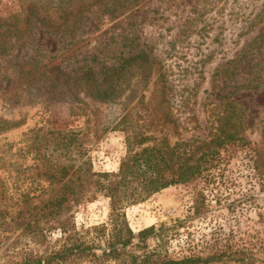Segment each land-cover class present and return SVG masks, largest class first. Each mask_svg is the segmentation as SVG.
<instances>
[{"label":"rangeland","instance_id":"374dc122","mask_svg":"<svg viewBox=\"0 0 264 264\" xmlns=\"http://www.w3.org/2000/svg\"><path fill=\"white\" fill-rule=\"evenodd\" d=\"M136 3L120 15L91 8L63 20L43 9L30 15L27 1L0 0V126L12 122L0 128V240L21 230L15 224L26 221L27 209L59 194L62 166L69 168L60 180L82 161L94 172L116 171L125 126L151 134L148 145L166 135L170 146L194 147L227 120L234 138L199 174L123 212L133 232L170 226L162 240L147 239L161 256L214 253L218 260L198 264H264V164L257 158L264 149V0ZM138 52L145 61L122 65ZM92 80L107 89L102 99L84 90ZM192 146L190 162L201 151ZM19 210L26 217L17 218ZM66 212L76 230L103 223L108 199L96 193ZM58 235L52 230L47 243ZM2 241L0 264L12 248Z\"/></svg>","mask_w":264,"mask_h":264},{"label":"trees","instance_id":"16d2710c","mask_svg":"<svg viewBox=\"0 0 264 264\" xmlns=\"http://www.w3.org/2000/svg\"><path fill=\"white\" fill-rule=\"evenodd\" d=\"M23 1L29 4L30 15H36L39 9H43L47 12L44 16L54 13L63 20H68L67 16L78 17L91 8H97L100 12L110 15H120L131 7L132 1L133 5L137 4L136 0ZM261 33L264 34V28ZM138 59L145 61L143 52L126 54L122 58V65L129 66ZM108 69L102 68L99 72L106 73ZM85 74L87 79L93 78L89 76L93 74L91 68L88 67ZM97 85L96 81L86 82L84 90L90 96L102 99L106 96L107 89L100 90L96 88ZM235 104L222 103L227 107L236 106ZM218 105H221V102ZM125 118L126 113L120 116V121H125ZM1 123L0 128L6 129L12 122L3 120ZM229 128L228 121L224 120L222 125L209 134L207 141L202 140L193 147V141H180L170 146L166 143V135L158 145H148L146 143L153 139L151 134L133 126H125V154L120 159L117 170L94 172L86 161H82L64 180H60L69 168L62 166V175L55 180L60 182L59 194L44 200L33 212L27 209L26 221L15 224V227L20 226L21 230L11 239H8V236L1 238L5 242L0 240V244L2 241L12 246L10 253L3 255V264H198L218 260L220 254L214 253L204 257L181 256L178 259L159 255L156 248L149 249L147 239L162 240L167 236L170 226L160 223L158 226L149 225L133 232L127 223L123 208L144 200L162 188L186 182L199 174L202 170L201 163L216 154L218 147L234 138L235 132ZM188 146L201 150L197 160L189 161L192 153L185 156ZM257 158L260 159V164H264V149L258 153ZM53 175L47 174L48 177ZM96 193L108 199L106 221L76 230L69 219L70 215L66 214L69 205L94 199ZM0 194L1 198L2 193ZM16 217L22 219L26 216L19 210ZM10 228L7 227L5 231ZM52 230H57L59 235L49 244L47 235ZM21 240L25 246L19 248L16 244Z\"/></svg>","mask_w":264,"mask_h":264}]
</instances>
